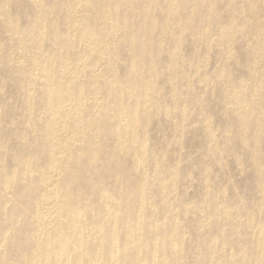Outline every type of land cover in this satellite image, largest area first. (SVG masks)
I'll return each instance as SVG.
<instances>
[{
    "label": "bare ground",
    "instance_id": "1",
    "mask_svg": "<svg viewBox=\"0 0 264 264\" xmlns=\"http://www.w3.org/2000/svg\"><path fill=\"white\" fill-rule=\"evenodd\" d=\"M220 1L224 17L213 21L216 0H112L111 6L106 0H0V60L6 51L5 63L15 69L13 83L26 129L20 133L25 142L18 152L38 145L44 159L36 167L37 155L30 154L6 169L0 140V216L13 221L0 245V264H182L178 258L188 235L177 222L155 216V201L148 193L149 183L156 181L162 196L173 194L177 163L162 176L161 159L154 155V169L148 171L146 130L164 116L181 136L189 121L186 106L194 96L183 95L180 87L193 90L195 83L203 86L204 95L210 89L209 99L231 119L221 131L227 143L232 134L239 138L244 153L234 154V160L240 164L244 154L248 157L257 196L245 214L239 202L226 200L224 190L213 193L211 201L182 203L186 215H197L193 225L199 230L213 225L217 233L192 244L194 264H264V0ZM156 2L165 17L155 11ZM21 9L32 14L24 24ZM52 12L54 21L48 17ZM243 12L246 20L240 21ZM244 38L247 73L234 77L230 62L239 63V56L232 46ZM186 43L191 46L187 55ZM214 44L222 55L219 71L209 77L205 71ZM118 55L128 66L124 83L118 77ZM16 57L21 59L18 65ZM74 81L78 84L71 88ZM80 82L87 83L88 94ZM165 83L169 104L159 102L165 101ZM71 91L74 107L65 114L66 94ZM87 103L91 112L82 116L79 108ZM10 108L0 104V130ZM211 116L206 113L200 119L213 149L218 127ZM75 122L80 126L74 128ZM104 154L111 170L99 187L101 181H93V175L104 165ZM129 159L131 173L139 178L135 184L126 168ZM53 174L54 187L36 194L30 182L46 184ZM204 179L206 186L208 173ZM21 180L28 182L22 202L36 216L33 219L26 215L16 219L18 207L11 206L9 193ZM76 182L81 183L79 188L74 187ZM82 190L96 197L99 212L82 204ZM175 204L174 198L164 200L163 212L174 211ZM89 218L93 220L87 222ZM29 221L33 231L23 238ZM162 227L168 230L166 236L160 233ZM246 232L250 238L237 237ZM19 242L27 251L17 262L8 260V245Z\"/></svg>",
    "mask_w": 264,
    "mask_h": 264
},
{
    "label": "rangeland",
    "instance_id": "2",
    "mask_svg": "<svg viewBox=\"0 0 264 264\" xmlns=\"http://www.w3.org/2000/svg\"><path fill=\"white\" fill-rule=\"evenodd\" d=\"M134 1L138 2V0H134ZM106 2L107 4L111 6L112 0H106ZM10 7L13 13L15 6L12 5ZM155 8H156L155 11L158 13V15H160L161 17H165V12L159 7L157 2L155 5ZM222 11H223V2L220 0L219 1L216 0L214 4V8L211 13V20L214 21L218 18H221V17L223 18L224 14ZM21 12H22L21 13L22 15L21 23L24 24L25 17L27 18L30 16L29 18H31L32 14L31 12H26L23 9H21ZM55 14L56 13H53V12L49 13L48 14L49 19L50 20L52 19V21H54ZM239 20L240 21L246 20L245 12L241 13ZM200 25H204V21H202ZM2 37H3V31L0 28V40H2ZM245 40L246 39L244 38L243 40L240 39V42L235 41L232 46L233 50L236 51L237 56H239V63L232 64V62H230L231 63L230 73L234 75V77H240L242 76V73L243 75L247 73L246 72L247 57H246L245 46H244ZM188 45H190V43H186L183 49L184 54L186 55L190 52L189 48H191V46L189 47ZM215 46L216 45L214 44V47L210 51L208 64H207L206 71H205L206 75L209 77H214V75H216V73L219 71V67H220L218 58L222 55V53ZM6 47H8V44L6 45ZM5 55H6V51L4 52V54H1L2 60H0V65H1L0 84H2V92L0 94V104H3V105L10 104L11 108L9 109L7 115L5 116L4 120L1 123L0 140H2L1 142H3L1 158L3 160V163L5 164L6 169H10L15 164L19 163L21 160L27 158L28 155L34 154V155H37V158L33 161V164L36 167H39L43 163L44 159L42 158L43 157L42 154H40V148L38 147V145L34 146L33 148L25 147L24 149L18 152L19 147L22 146V143L25 142L22 140V138H20V133L26 129L22 121L23 107L20 103L21 101L16 93V89L13 83L15 69L13 66L9 65L8 63L7 64L5 63L6 62ZM116 59L118 62L120 61L119 63L117 62L120 68L118 69V77L120 81L124 83L125 75H127L128 73L127 72L128 71L127 62L124 58H122L121 55L116 56ZM165 61H166L165 58H163L161 59L160 63L164 64ZM14 62L18 65L21 62V59L16 57ZM141 68L146 69L147 67H145V65L142 63ZM166 76L167 74L164 73L162 78L166 80L167 79ZM74 84L77 85L78 82L76 83L75 81L72 82V84H70L71 88H74ZM164 85L162 88V92H163V99L165 101H159V102H166L167 104H169L170 103L168 101L169 85L166 83ZM80 86H81L82 91L85 92L86 94L90 92L89 90L90 88H88L86 82L84 84L80 82ZM192 88L193 90H189L191 89V87L190 86L188 87L186 85H183L180 87V92L183 95H185L186 92H190L192 97L194 96L193 102L187 104L186 106V115L189 116L188 118L189 121L184 124L183 132L181 136H180V132L177 126H173L172 122L169 119L165 118L164 116L155 118L152 121L153 123L151 122V125L147 127V130H146V133H147L146 146L149 150L148 151L149 154H148V160L145 166L148 169V171H151V168L152 170L154 169V158H153L154 155L155 157L161 159L162 176H166V174L169 173V171L167 170L168 169L167 167H169V165L171 166L172 164L174 165L175 163H177L178 183L174 187L173 194H168V195L165 194L164 196H162V193L159 192L160 189L156 181L149 183L148 193L154 198V201H155L154 203L155 216L159 217V219L164 217L165 220L167 219L170 220V224L177 222L178 228L183 230L188 235V240H185L181 244V251H180L181 258L180 257L178 258V262L181 261L182 264H194L196 262L197 256L192 252V249H191L192 244L195 243V240L197 241L199 237H201L200 239L207 240V238H209L211 235L217 234L216 229L215 227H213V225L212 226L208 225L205 228L200 229V230L197 228L196 224L193 225L197 215L195 213L186 215L185 214L186 208L182 206L183 202L191 201V202L197 203L207 198L211 201L213 198V193L220 191V190H224L225 195H226V200L228 199L227 201L232 204L234 202H239L240 209H241L240 212L241 214H245L246 211L253 206L256 200V196H257L256 183L253 177L254 176L253 170H252L253 168L251 167L250 162H247L249 161L248 157L244 154L245 157L242 156V162L240 164H238L234 160V156L237 153L242 154V155L244 153L241 147V144H240L241 142H239L240 141L239 138L235 136V134H232L234 137L231 135L229 137L230 142L227 143L226 136H223L225 133L221 131L222 126L227 120H230L229 123L232 124L231 119L230 118L228 119L226 116L224 117L220 108L218 106H215L216 102L209 99L210 89L207 90L208 94L204 95L203 86H198L195 83L192 86ZM212 88L214 89V86ZM72 91H71V94L70 92L66 94L67 101L65 103V108L63 110L65 114L69 113L74 107ZM206 102L208 103L206 104ZM79 110L82 116H86L91 112V107L87 103V104H83L82 106H80ZM207 110L209 112H207ZM204 111L206 113H210V116L212 115L211 118H212L213 125L218 127V130L214 138L215 139L214 140L215 145L213 146L214 150L210 148L209 141L206 138L204 131H202L203 125H202L200 118H202V116L206 114ZM34 115L36 114L33 111L32 116ZM77 125L80 126L78 122H75L73 124L74 128H76ZM28 144H30V142ZM208 152L214 153V154H209ZM216 154L218 158L217 160L215 159ZM107 158L108 156L104 154L102 158L104 165L99 167L97 171L95 172V175H93V181H96V182H98L99 180L101 181V184L98 183L99 187L104 186L105 180H106L105 176L107 174L106 171L111 170V165L108 164ZM213 160L215 161V164ZM205 165H207L208 167L207 172H205L203 169ZM126 168L127 170L128 169L131 170V171L128 170L129 171L128 174L132 177L133 183L134 184L137 183V179L139 178L136 177L135 174L131 173L133 172L132 171L133 162L131 161V159L127 160ZM207 173L209 176V182H208V185L205 186L204 177ZM30 183L34 186L36 190V194L39 195L40 193H42L49 187H52V186L54 187V185L56 184L55 175L53 174L51 179L46 184H42L38 181H33ZM26 184H28L26 180L25 181L21 180V183H19L18 186L13 188L9 193L11 197L10 199L12 202L11 206L18 207L19 213L16 215L15 217L16 219L18 217L23 218V215H26L30 217L31 219L36 217L34 214L31 213V211H29V209L24 207V204L22 202L23 196L26 192V190L24 189ZM80 185H81L80 182H76L74 187L79 188ZM21 191L22 193H20ZM1 193L2 192H0V208L1 206H3ZM70 197L75 198L74 195ZM79 197H80V200L83 202L82 203L83 205L93 208L94 210H96L95 213L100 211V205L99 203H97L96 197H94L93 194L91 195L90 193L82 190L79 193ZM171 198L175 199V202H176V204L174 205L175 210L171 212H167L165 214L162 210L164 200H168ZM92 220L93 218H89L86 221L91 222ZM12 224H13V221L11 219L7 217H3L2 215L0 216V245L4 244L6 240V231L10 228V226H12ZM29 224H30V221L25 225L26 229L22 233L24 235L23 238H26V237L28 238L29 236H31L30 234H31V231L33 230L32 228L29 227L30 226ZM160 233L166 236L168 233L167 228L162 227L160 229ZM204 233L206 234L203 235ZM200 234H202V236ZM241 235L242 236L240 237L237 235V237L238 238H250L251 236L248 232L241 234ZM27 248L28 247L25 244H23V242L12 243V245L9 244L7 248V259L11 261H16V262L19 261L21 253L27 251Z\"/></svg>",
    "mask_w": 264,
    "mask_h": 264
}]
</instances>
